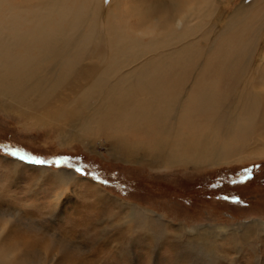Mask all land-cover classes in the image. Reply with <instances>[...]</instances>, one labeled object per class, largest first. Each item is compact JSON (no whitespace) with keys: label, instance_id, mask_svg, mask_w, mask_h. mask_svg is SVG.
<instances>
[{"label":"rangeland","instance_id":"rangeland-1","mask_svg":"<svg viewBox=\"0 0 264 264\" xmlns=\"http://www.w3.org/2000/svg\"><path fill=\"white\" fill-rule=\"evenodd\" d=\"M74 1L110 12L103 17L94 15L89 27L96 37L91 39L83 64L95 66L96 76L111 58L108 38L118 32L143 45H138L140 50L132 58L120 56L126 59L121 67L125 72L143 64L146 58L167 53L175 44L180 43L176 45L180 47L188 39H197L205 50L214 47L215 37L237 21L235 15L240 16L237 19L259 17L253 27L258 38L248 56L252 63L246 78L253 81L264 71V0H211L210 9L202 0H173L178 5L172 15L177 18L195 4L194 21L188 28V35L192 32L195 38L189 36L161 50L157 46L153 52L147 47L155 39L179 28L172 21L176 17L161 29L164 24L159 26L157 20L162 13L146 19L141 16L153 0H145L146 4L142 0H99L98 5L95 0ZM207 11L212 13L209 18L204 17ZM83 29V33L90 32ZM69 93L66 89L57 98ZM38 110L41 112L34 111ZM227 110L225 116H230L232 112ZM21 114L0 105V215H11V219L0 217V228L7 225L5 229H9L0 240L3 260L11 259V264H264V228L258 227L249 240L240 235L246 224L264 223V145L257 143L256 155L247 154L245 159L229 164L155 166L141 159L124 161L106 137L92 143H65L62 124L41 125L38 116ZM17 152L46 163L22 160L13 155ZM65 159L68 164L55 163ZM62 171L74 172L76 179L62 183L57 179ZM244 175L250 178L242 181ZM138 210L150 213L144 211L148 215L136 216L133 222L132 211ZM147 225V231L139 228ZM207 231L218 235L198 237ZM17 234L21 237L15 239ZM6 243L10 249L4 248ZM11 252L13 257H7Z\"/></svg>","mask_w":264,"mask_h":264},{"label":"bare ground","instance_id":"bare-ground-1","mask_svg":"<svg viewBox=\"0 0 264 264\" xmlns=\"http://www.w3.org/2000/svg\"><path fill=\"white\" fill-rule=\"evenodd\" d=\"M20 1L0 0L2 107L27 117L38 116L41 125L62 124L65 143L72 140L92 143L106 137L113 141V151L124 161L141 159L155 166L218 165L245 159L247 154L256 155L259 152L256 144L264 145V90H259L264 87V71L253 81L246 78L252 63L248 56L258 38L253 29L258 16L237 19L240 16L234 14L237 21L220 32L212 43L214 47L207 50L196 43L197 39H188L180 47H176L180 43L175 44L167 53L146 58L143 64L125 72L121 67L126 59L120 56L132 58L143 45L127 33L115 31L117 35L106 43L111 58L96 76V67L83 64V56L90 52L91 39L96 37L94 29L89 30L93 16L103 17L109 11L100 12L94 4L86 7V2L78 5L74 0ZM95 1L98 5L99 0ZM201 2L206 8L212 7L211 0ZM177 5L173 0H153L141 15L146 19L162 13L161 20H157L159 26L164 24L161 29L167 23L172 24L170 21L176 17L172 21L179 27L164 32L161 39L153 37L155 40L147 47L150 52L157 46L161 50L194 37L192 32L188 35V28L194 21L195 4H190L181 18L172 15ZM204 15L209 18L212 13L207 11ZM83 28L90 32L83 33ZM249 32L253 34L249 36ZM203 57L202 66L195 73ZM66 89L70 93L57 98ZM226 109L232 112L230 116H225ZM57 179L68 184L76 179V174L62 171ZM144 211L150 213L132 211L131 220L146 217ZM0 217L11 219V215ZM256 223V226L246 224L240 235L249 240L258 227L263 230L264 223ZM6 227L0 228V240L7 236ZM149 227L139 228L147 231ZM204 235L218 234L207 231L198 237ZM4 246L10 249L11 245ZM7 257H13V252ZM10 260L0 257V264H11Z\"/></svg>","mask_w":264,"mask_h":264},{"label":"snow or ice","instance_id":"snow-or-ice-1","mask_svg":"<svg viewBox=\"0 0 264 264\" xmlns=\"http://www.w3.org/2000/svg\"><path fill=\"white\" fill-rule=\"evenodd\" d=\"M13 155L14 156H19L22 160L23 159H30V160H33L32 159V157H28V156H26V154H23V153H20V152H17V153H13ZM33 162L34 163H37V164H44V163H46L45 161H42V160H33ZM55 163H57V164H61V163H63V164H68V161L65 159V160H58V161H56ZM77 171H80V169H76ZM250 178V176L249 175H244V176H242L241 177V180L243 181V180H247V179H249ZM236 181H233V183H235Z\"/></svg>","mask_w":264,"mask_h":264}]
</instances>
